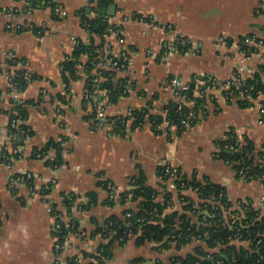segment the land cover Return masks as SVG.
<instances>
[{"label":"crops","instance_id":"0c3cea01","mask_svg":"<svg viewBox=\"0 0 264 264\" xmlns=\"http://www.w3.org/2000/svg\"><path fill=\"white\" fill-rule=\"evenodd\" d=\"M41 3L44 2L26 6L15 0H0L4 9L0 15V155L6 149L12 160L10 167L0 161V264H57L52 232L55 217L47 200L57 205L67 222L61 205L63 195L73 192L86 197L89 192L95 193L97 203L75 215L80 231L88 235L95 229L92 220L102 226L106 217L122 218L124 211L138 209L141 200L107 206V192L99 186L101 176L124 193L131 190L132 179L143 173L147 185L159 192L157 202L162 203L165 183L158 176V168L169 163L189 179L196 176L203 182L208 178L224 187L235 208L241 200L256 203L262 198L259 181L238 178L232 165L215 158V141L234 131L241 140L248 137L260 150L264 146V119L260 113L264 95L243 109L237 102H228L216 94V100L207 101L208 116L188 127L180 137L167 123L162 125L160 135L150 125L129 131L126 138L110 137L105 130L93 131L91 120L84 119L91 109L83 107L87 80L83 65L88 56L81 58V77L71 83L69 94L61 74V63L72 54L76 42L88 43L91 39L77 14L89 6V0H57L63 11L57 19L53 9ZM115 7L109 23L123 26V40L111 34L105 41L117 58L123 53L128 55V67L117 73L116 80L126 79L132 88L117 104L107 105L108 116H126L131 110L143 108L147 101L153 103L155 114L164 115L165 107L176 101L168 86V80L175 76L187 82L205 77L227 81L243 66L248 74H258L264 82V45L253 41L250 45L257 52L250 56L239 45V39L245 36L264 42V0H115ZM136 16L150 17L157 25L135 20ZM7 25L21 27L22 31L8 30ZM37 28L45 29L42 37L35 34ZM179 36L190 42L186 53H175L167 61L149 55L153 51L158 56L164 43H173ZM220 39H225L226 44L220 45ZM95 41L99 43L101 39L95 37ZM9 52L25 62L15 69H25L32 75L33 81L20 92L22 102L38 101L41 96L39 105L28 107V120L23 122L29 130L27 144L25 133L17 139L7 129L9 116L5 112L14 108L9 73L15 72L8 65ZM58 95L66 96L68 105L59 101ZM51 140L63 141L65 164L57 170L50 168L49 162L33 158L34 150L44 149ZM48 154L55 158L56 150L52 148ZM24 172L36 175L38 187L55 182L47 200L10 185L11 176ZM11 190L17 191V197ZM172 195L173 204L167 213H185L177 192L172 191ZM184 195L194 202L200 201L195 191H186ZM261 214L264 217V209ZM104 241L102 236L85 243L74 238L61 255L63 264L83 252L92 254ZM197 246L206 250L205 245L192 243L183 250L172 247L159 252L153 244L137 246L135 239H131L124 247L116 242L114 257L106 264H168L172 257H185ZM80 264H93L92 257L83 258Z\"/></svg>","mask_w":264,"mask_h":264},{"label":"trees","instance_id":"16d2710c","mask_svg":"<svg viewBox=\"0 0 264 264\" xmlns=\"http://www.w3.org/2000/svg\"><path fill=\"white\" fill-rule=\"evenodd\" d=\"M46 6L52 9L55 8V4L47 3ZM112 6H115V0H90L89 6L77 13L81 19V26L91 39L88 43L79 40L72 54L66 56L65 60L61 63V74L65 85V92L69 94L71 83L78 81L81 77L79 72V66L82 65L81 58L85 55L88 56V61L83 65L87 77L85 84L86 95H92L98 91H106L108 105H115L130 94L124 92L125 86L129 82L126 79H118L117 81V72L96 68L98 60L96 58L99 56L98 51L103 50L106 43L105 37L115 33L119 39L123 40V26L109 23V10ZM54 17L57 19L56 16ZM134 19L146 22L152 20L150 17L144 18L142 16H136ZM95 37H99L101 41L96 43ZM250 40H253V37L245 36L239 39L241 50L248 53V56L257 52L256 47L249 44ZM256 42L260 43L261 41L256 39ZM228 44L231 45L232 41H229ZM123 61L121 59L119 63H123ZM24 63V60L17 58L8 61L9 66L25 65ZM262 71H264V67L261 68ZM102 77L106 80L101 81ZM9 80L13 88L20 92H24L29 83L33 81L32 75L22 68L15 70L14 74L9 73ZM201 80L205 81L206 85H210V83L217 79L215 77H205L201 78ZM228 82H232V80L220 81V84L225 85ZM242 86L241 89L254 99L264 95V82L258 74L254 75L253 78L243 81ZM11 91L12 89H10ZM233 91L237 93L239 89L235 87ZM1 95L2 91L0 90V97ZM40 98L38 101L30 100L21 103L11 100L14 108L5 113L9 116L7 129L12 136L15 135L17 139L23 138L28 127L24 123L17 130L14 123L18 120H23V122L28 120V107L30 105H39ZM187 98L194 103V106L190 107L172 101L165 107V114L158 115L153 112V103L147 101L143 108L131 110L126 116L109 117L107 121L113 123L114 137L126 138L129 131L141 130L147 125L151 126L155 134L160 135L163 133L161 127L164 123H167L169 128H174L176 135L180 137L187 131L188 127L199 124L202 119L208 116L206 97L196 98L193 92H191L187 95ZM58 99L63 104L68 105L69 103L66 96L58 95ZM237 104L243 109L253 105L245 101L237 102ZM87 105L88 101L84 96L83 107L87 109ZM95 118L96 111L84 117L86 121ZM91 129L96 131L93 125ZM215 144L218 149L215 158L232 165L237 172L238 178H240L239 171L243 170L246 175V181L256 180L264 182V146L260 150H257L255 144L248 137H244L241 140L234 131H230L225 137L217 139ZM21 145L22 143H18V146ZM232 147L233 149H231ZM52 148L56 150V156L52 164L61 168L65 164L62 155L63 141L57 142L51 140L44 149L34 150L33 158H36L38 153H48ZM167 170L165 166H159L158 168V176L163 181L168 179ZM178 171L176 179L178 198L183 203L182 208L185 213L174 211L168 214L166 211L173 204L172 193H164L163 202H157L159 192L147 185L146 177L141 173L139 177L132 179L131 190L121 193V200L118 202L120 205H125L129 201L135 202L141 200L138 209L124 211L122 218L116 215L106 217L102 226L95 220H92L95 229L90 234L91 239L102 236L105 241L98 247L97 252L99 253V257L97 256L98 253L88 254L83 252V258L92 257L97 259L99 264H106L107 261L112 260L114 257L113 246L116 242L121 247H124L131 239H135L137 246L149 243L154 245L155 250L163 252L172 248L176 241L179 243L176 245L177 249H181L182 246L191 244L193 237L200 236V239H202L203 244L207 248L215 249L218 245H221L223 248L219 252L210 255L203 246H197L192 253L187 254L185 257L176 256L171 258L170 264H197L202 257L207 258L209 256L212 257V260L204 261L207 264H264V217L258 211L251 210L247 213L246 220L249 222L250 220L255 221L247 231L242 230L244 234L243 240L247 239L246 237H250V240L255 242V244L259 241V248H261L262 253L256 251L250 252L242 245L231 244L229 236L232 234V231L222 226V211L220 209V205L227 208L231 206L226 189L212 183L208 178H204L203 182H200L196 176L189 179L180 169ZM182 183L185 184V189L196 191L199 199L206 201V203L200 204L198 209H196V203L182 194ZM99 186L104 189L103 182H99ZM11 193L14 197H17L16 190H11ZM85 196L89 199V202L83 207V212L88 211L97 203V195L95 193L89 192ZM19 200L21 199L19 198ZM209 201L219 203L220 205L214 206ZM105 203L109 207L116 206V203L110 200H107ZM205 209L215 215L214 218L208 219V223H211L212 226L205 227L202 224L203 217L199 216L198 211ZM52 214L55 216L58 215V212H52ZM189 214H191V217ZM128 215L130 217H126ZM76 228L79 229L77 221ZM75 233L76 235H80L86 232L79 229V231L75 230ZM206 233L208 236L205 237ZM66 234L67 229L62 226V232L59 234L61 243L64 241ZM255 249L257 248L255 247ZM69 264H76V257L70 259ZM156 264L163 263L157 262Z\"/></svg>","mask_w":264,"mask_h":264},{"label":"built area","instance_id":"2783aa9c","mask_svg":"<svg viewBox=\"0 0 264 264\" xmlns=\"http://www.w3.org/2000/svg\"><path fill=\"white\" fill-rule=\"evenodd\" d=\"M15 1L22 2L26 6L33 5L37 2H44L45 4H47V3L55 4V8L53 9L55 16L60 18L63 15L62 8L57 4V0H15ZM3 11H4V9L0 5V15L3 13ZM144 22H146V21H144ZM148 23L155 25V26L157 25L155 23V20H151ZM166 28L168 30L172 29L171 26H167ZM7 29L8 30L14 29L17 32L22 31L21 27L13 28L12 25H7ZM45 32L46 31L44 28L35 29V34L37 36L42 37L45 34ZM112 34H115V33H112ZM253 41L256 42V40L253 39V40L249 41V44L254 43ZM77 43H78V41L76 42V44ZM189 44H190V42L187 38H185L183 36H179V37H177V39L173 43H164L161 47V52L159 53L158 56L153 51H150L149 55L157 57V59H159L161 61H167L175 53H186L187 52L186 47ZM219 44L220 45L226 44L225 39H220ZM258 44L264 45V42H260ZM98 54H99V56L96 58V59H98L97 65H96L97 69L100 68L101 70H112V71L118 73L122 70L127 69V67H128V62H129L128 55L126 53H123L120 58H117L115 55H113L112 47L107 42L105 43L103 50L98 51ZM245 54H247V56H248V53L245 52ZM6 58L8 60H12L15 58V55L13 54V52H9L6 55ZM121 59L124 60L123 63H119V60H121ZM125 62H126V64H125ZM12 67L14 69L19 68L20 64L16 65V66H12ZM12 74H14V72H12ZM249 78H253V75L248 74L245 67L239 66L235 71L234 78L231 79L232 82H228L225 85H221L220 81L218 79L213 81L212 83H210V85H206L205 81L198 79V78H196L193 82H187L183 78H181L179 76H175V77H172L168 80V86L173 91L176 102L188 105L190 107H192L194 105V103L190 99L187 98V95L190 94L191 92H193V95L196 98L206 97L208 103H211L212 101L216 100V94H220V96H222V98H224L228 102L245 101V102L253 104V102L259 98L254 99L251 95L246 94V91L241 89L243 87L242 82L246 81ZM116 79H117V77H116ZM104 80H106V79L102 77L101 81H104ZM235 87H236V89H239V92L235 93L233 91V88H235ZM130 91H131V86H130V84H128L125 86L124 92L130 93ZM261 96H263V95H261ZM11 97L16 102H20V103L22 102V100L20 98V91L13 88V86H12V91H11ZM85 99H87V101H88L87 109L88 108L91 109L89 114L96 111V118L91 119V121H90L91 124L94 126L95 130H97V131L98 130H105L108 132L110 137H114L113 136V123H110L107 121V118H109L110 116H108L106 113V108L108 105V97H107L106 91H98L92 95H86V92H85ZM260 113L264 119V102H261V104H260ZM22 124H23V120H18L16 123H14V126H15V128H17V130H19L20 126H22ZM24 138H25L24 144H27V142L29 140V130L25 133ZM231 149H233V147ZM17 152H19V151H16V153ZM36 158L38 160H43V161L45 160V161L49 162V164H50L49 167L52 168L53 170L58 169L57 166L52 164L54 158L50 157L48 153H43V154L38 153L36 155ZM0 161L5 163L8 167L11 166L12 160L9 157V153L6 151V149L0 155ZM160 166L167 167V169H168L167 174L169 175L168 179L163 181L165 183V188L163 189L164 193H172V191H175L178 194L176 179H177V175L179 173V171H178L179 168L173 167L169 163H162ZM238 174L240 175V178L245 180L246 175H245L243 170L239 171ZM100 181H102L104 184V190L107 192L108 200L113 201L117 205L118 202L121 200V193H119L117 191L113 182L104 179V177H102V176L100 178ZM9 182H10V185L12 187L18 188V189L25 188L29 191L31 196H38V197L42 198L43 200H47V198L49 196V192L55 183V182L51 183L48 186L38 187L37 177L32 172H24L21 174L13 175V176H11ZM259 182L261 183L262 188H263V196L256 203L252 202L250 200H241L238 202L236 208L233 207L232 204L230 207L228 206V208H227L223 205H220L219 203H212L210 201H209V203H212L214 206L220 205V209L222 211V226L225 229L227 228L230 231H232V234L229 236V240H230L231 244L242 245L247 250H249L250 252L256 251L258 253H262L261 248H259L260 242L258 241L255 244V242L250 240V237H246L247 239L243 240L244 234L242 232V230L247 231L249 229L250 225H252L255 221V220H250V222L247 221L246 220L247 219V213L250 212L251 210H256L261 214V210L264 209V182L263 181H259ZM181 188L183 190L182 194H184L186 191L192 190V189H189V190L185 189L186 186L183 183L181 184ZM192 191H194V190H192ZM221 196H223V195L221 194ZM88 202H89V199L87 197L80 196L77 193L72 192V193H67V194L63 195L62 200H61V205H62L64 211L66 212L65 216L68 219V221L65 222L64 216H62L61 212L58 211L57 205L52 203V202H48V200H47V203H49V205H50L51 212H58V215L54 216L55 222L53 223V226H52V232H53L54 237H55L54 251H55L56 258H57V264H63L62 259H61V255L70 247L74 238H77V239L83 241L84 243L92 240L90 235H88L87 233H82L80 235H76V233H75V230L79 231V229L76 228L75 215L77 213L83 212V207ZM195 203H196L195 208L198 209L199 205L206 203V201L200 200L198 203L197 202H195ZM198 214H199V216L203 217L202 224L205 227L206 226H212L211 223H208V219L215 217V215L213 213H211L210 211L205 209L203 211H198ZM261 216H262V214H261ZM126 217H130V215H128ZM62 226H64L67 229V234L64 237V241L61 243L59 240L60 239L59 234L62 232ZM130 236H131V233H130ZM204 236L206 237V236H208V234L206 233ZM200 238H201L200 236L199 237H193L192 243L203 244L202 239H200ZM177 244H179V243H177V241H176V243L173 245V247L176 249H177V247H176ZM191 244H189V245H191ZM189 245H187V246H189ZM187 246H182L181 249H177V250H183ZM255 247L257 249H255ZM205 248H206V251L211 255L213 253L219 252L223 247L221 245H218L217 248H215V249H209L206 246H205ZM97 250H95L92 254L98 253ZM97 256L99 257V253L97 254ZM263 259H264V257H263ZM92 260H93V264H99L97 259L92 258ZM206 260H212V257H210V256L207 258L202 257L197 264H207L204 262ZM82 261H83L82 255L76 257V264H80ZM168 264H170V261Z\"/></svg>","mask_w":264,"mask_h":264},{"label":"water","instance_id":"95a60500","mask_svg":"<svg viewBox=\"0 0 264 264\" xmlns=\"http://www.w3.org/2000/svg\"><path fill=\"white\" fill-rule=\"evenodd\" d=\"M42 5L44 4V3H41ZM40 4V5H41ZM115 11H116V7L115 6H112L111 8H110V10H109V15L110 16H113L114 14H115ZM90 12V11H89ZM100 99V98H99Z\"/></svg>","mask_w":264,"mask_h":264},{"label":"rangeland","instance_id":"374dc122","mask_svg":"<svg viewBox=\"0 0 264 264\" xmlns=\"http://www.w3.org/2000/svg\"><path fill=\"white\" fill-rule=\"evenodd\" d=\"M164 189V188H163ZM179 199V198H178ZM180 201V200H179ZM180 205L183 207V203L180 201Z\"/></svg>","mask_w":264,"mask_h":264}]
</instances>
